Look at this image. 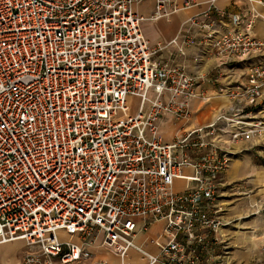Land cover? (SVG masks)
I'll list each match as a JSON object with an SVG mask.
<instances>
[{"label": "built area", "instance_id": "built-area-1", "mask_svg": "<svg viewBox=\"0 0 264 264\" xmlns=\"http://www.w3.org/2000/svg\"><path fill=\"white\" fill-rule=\"evenodd\" d=\"M143 1L0 0V245L23 241L19 264H111L97 245L118 264H239L226 173L245 149L236 140L264 135V0L236 14L210 0L156 45L143 21L182 7L154 0L145 18ZM202 47L217 64L191 73L178 58ZM255 56L244 81L221 87L227 109L162 137L166 116L189 125L192 102L211 100L201 85L219 81L214 71Z\"/></svg>", "mask_w": 264, "mask_h": 264}, {"label": "crops", "instance_id": "crops-1", "mask_svg": "<svg viewBox=\"0 0 264 264\" xmlns=\"http://www.w3.org/2000/svg\"><path fill=\"white\" fill-rule=\"evenodd\" d=\"M176 1L179 6L182 7V9L172 14L170 17L160 18L156 20L146 19L143 21V32L152 45H156L157 43L164 44L169 42L180 31L184 21H186L189 17L204 11L208 7V2L210 0ZM187 2H194L198 4L185 8V4ZM215 5L217 8L225 10L230 14H236L248 13L252 3L249 0H215ZM259 9L264 13V7L259 6ZM134 10L137 14L142 15L145 18H149L154 13L155 1L144 0L141 3L135 4ZM219 17L222 22V28H233L235 26L232 22L231 17ZM254 32L258 38L264 39V21L262 19H258V21L256 22ZM196 51H202L203 60L200 63H195L194 61V55L198 53ZM178 60L179 62L187 64L189 66L188 69L191 73H195L197 71H206V68L209 66L210 69L208 70L212 71V68L217 64V60L211 55L208 50L205 51L203 47L201 48V50L195 48L189 49V55L186 57H179ZM237 65L239 64L233 63L230 66L237 67ZM246 70H244L245 73L243 76L239 75L237 71H234L233 68L230 69L229 67H223L219 70L214 71V75L218 77L219 81L215 84L205 82L201 85L206 89L207 93L212 96L211 100L209 102H204L200 99H196L192 102V119L189 125L187 123H184L183 121L174 120L171 116H166L161 123V129L168 128L170 131L169 134L165 136V140L172 141L174 139V133L177 132L178 129L182 128V126H184V128H189L204 124L209 118L219 114L222 109H227L232 102L225 94L221 93V87L229 82L235 83L236 81H244L246 79ZM260 171L262 170H259V172ZM256 172H258V166L248 158L235 159L231 163V166L226 173V178L230 187L227 191L225 201H227L228 203V214L226 213V216L231 218L232 220L236 218L234 217L235 210L241 207V209H243L245 213V211H248V206L251 200L256 199V197L257 199L261 197L260 194L262 193L259 192L264 190V188H261L260 185L261 183L263 185L264 181L259 177H256ZM258 189L259 192L255 193L254 191ZM239 200L240 202H238ZM257 205L259 206V203ZM256 214L257 213H252V215ZM240 219H242L241 221L243 223V219H246V216H241V218H238L237 220ZM164 226V221L153 223L149 230V234L157 235L162 231ZM13 243L14 242H10L6 244ZM242 254H244L242 255V260H246V252ZM20 259L21 258H17V260H15L18 261L17 264H19ZM141 261L142 264H144V261ZM248 261L249 259H247V262L245 264H249Z\"/></svg>", "mask_w": 264, "mask_h": 264}, {"label": "rangeland", "instance_id": "rangeland-1", "mask_svg": "<svg viewBox=\"0 0 264 264\" xmlns=\"http://www.w3.org/2000/svg\"><path fill=\"white\" fill-rule=\"evenodd\" d=\"M260 59V56L252 57L249 60L237 62L239 65L233 67L234 71H237L239 75H244V70H248L249 66L253 62H257ZM246 68V69H245ZM210 69V66L206 68V71ZM246 70V74H247ZM239 80V79H237ZM264 108V100L261 102L259 108ZM132 111L136 109V105L132 106ZM224 109H222L223 111ZM216 115L212 116L207 120H211ZM162 123V122H161ZM190 124V123H189ZM168 128H163L160 130L162 137L165 139V136L169 134ZM175 134V133H174ZM264 135H254L249 138H244L243 140L239 138L236 140V143L233 144L234 149L238 151L245 148L243 151H239L234 159L248 158L255 165L258 166V172H256V177H259L264 181ZM232 161V162H233ZM259 170H262L259 172ZM227 180V178H226ZM184 183L181 180H176V188H182ZM261 188H264V184L261 183ZM255 193L259 192L258 190L254 191ZM259 193L261 197L251 200L248 206V211H243L241 207L235 210L236 218L233 219L232 229L229 233L231 236L230 243L233 246V258L237 263L245 264L247 259H249V264H264V210L261 207H264V190ZM253 194V193H252ZM240 202V200L238 201ZM259 203V206L257 205ZM262 203V204H261ZM224 207L226 208L225 213L228 214V203L224 201ZM260 208V209H259ZM253 211V212H252ZM252 213H257L252 215ZM226 214V215H227ZM241 216H246V219L237 220ZM60 235L63 236V233L60 232ZM146 237V235H145ZM245 237V238H244ZM246 239V240H245ZM23 242L15 241L13 244H2L0 245V264H17V258H21L26 252V246ZM248 248V249H246ZM244 250V251H243ZM92 251L96 254L97 258L104 259L111 264H118L119 257L115 254V250L110 247L97 245L92 247ZM246 252L247 259L242 260V253ZM135 264H142V261L135 256L132 261Z\"/></svg>", "mask_w": 264, "mask_h": 264}]
</instances>
